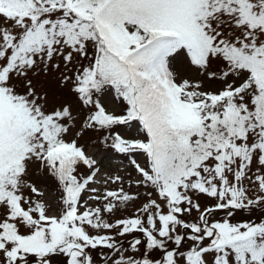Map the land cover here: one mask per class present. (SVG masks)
I'll use <instances>...</instances> for the list:
<instances>
[{"label": "snow or ice", "instance_id": "snow-or-ice-1", "mask_svg": "<svg viewBox=\"0 0 264 264\" xmlns=\"http://www.w3.org/2000/svg\"><path fill=\"white\" fill-rule=\"evenodd\" d=\"M257 209L264 0H0V264H264Z\"/></svg>", "mask_w": 264, "mask_h": 264}, {"label": "rangeland", "instance_id": "rangeland-1", "mask_svg": "<svg viewBox=\"0 0 264 264\" xmlns=\"http://www.w3.org/2000/svg\"><path fill=\"white\" fill-rule=\"evenodd\" d=\"M96 152H97V158L101 161V165L105 169L112 170V171H118L119 169L124 168L125 165L127 164L126 160H124L123 158L115 154L113 151L104 149L101 146L97 147ZM261 215H264V213H261L260 211L254 212V217H258ZM241 217L242 215L240 214L238 215L237 218L239 219ZM138 235H142V234H138ZM98 251L99 250L94 252V255H98ZM29 258L31 259V256ZM29 262L32 263L34 261L32 262L29 261ZM32 264H36V263H32Z\"/></svg>", "mask_w": 264, "mask_h": 264}, {"label": "trees", "instance_id": "trees-1", "mask_svg": "<svg viewBox=\"0 0 264 264\" xmlns=\"http://www.w3.org/2000/svg\"><path fill=\"white\" fill-rule=\"evenodd\" d=\"M241 215H242V217L247 218V216H248L249 214H248V213H242ZM34 263H36V261H34Z\"/></svg>", "mask_w": 264, "mask_h": 264}]
</instances>
